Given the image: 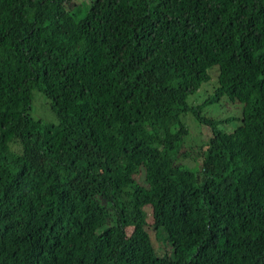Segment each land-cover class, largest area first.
<instances>
[{"label": "trees", "instance_id": "1", "mask_svg": "<svg viewBox=\"0 0 264 264\" xmlns=\"http://www.w3.org/2000/svg\"><path fill=\"white\" fill-rule=\"evenodd\" d=\"M72 1L0 0V264H264V0Z\"/></svg>", "mask_w": 264, "mask_h": 264}, {"label": "rangeland", "instance_id": "2", "mask_svg": "<svg viewBox=\"0 0 264 264\" xmlns=\"http://www.w3.org/2000/svg\"><path fill=\"white\" fill-rule=\"evenodd\" d=\"M88 1L73 0L70 2V4H73L71 12L76 13L77 17H81L87 8ZM209 73L210 79L196 93L189 96L188 104L190 106H198L202 116L217 120L219 129L226 132L231 131L240 123L241 105L237 102H229L226 98H221L211 104H205L204 102L214 94V88L216 87V68L210 70ZM29 113L35 120H41L50 125L58 124V120L50 109L49 101L38 91H33L32 93V105ZM185 125L188 134L182 144V151L189 155L179 159V164L182 168L194 171L198 168L196 161L198 149L210 137V130L208 127L199 124L190 114L185 117ZM138 180L142 183V178ZM150 236L157 245L153 236Z\"/></svg>", "mask_w": 264, "mask_h": 264}]
</instances>
